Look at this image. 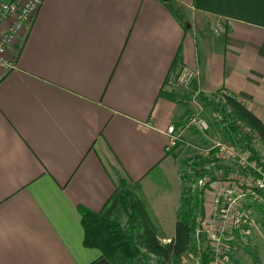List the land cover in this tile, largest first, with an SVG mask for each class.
I'll list each match as a JSON object with an SVG mask.
<instances>
[{
    "label": "crops",
    "instance_id": "0c3cea01",
    "mask_svg": "<svg viewBox=\"0 0 264 264\" xmlns=\"http://www.w3.org/2000/svg\"><path fill=\"white\" fill-rule=\"evenodd\" d=\"M170 4L185 28L162 0H42L18 33L0 69V264H111L83 245L79 207L120 178L169 240L182 178L166 130L193 93L225 89L264 123V0ZM181 66L189 91L171 82Z\"/></svg>",
    "mask_w": 264,
    "mask_h": 264
},
{
    "label": "trees",
    "instance_id": "16d2710c",
    "mask_svg": "<svg viewBox=\"0 0 264 264\" xmlns=\"http://www.w3.org/2000/svg\"><path fill=\"white\" fill-rule=\"evenodd\" d=\"M163 3L185 28L186 24L180 10L173 7L170 2ZM197 99L204 107L222 114L221 123L214 124L222 139L240 143L255 158L259 157L254 143L257 141L264 146V123L261 119L235 98L227 97L225 101L217 102L214 93L209 95L198 93ZM237 119L249 126L255 136L244 133L235 124ZM178 160L182 192L176 210L174 234L169 240H163L162 232L151 218L140 196L138 183L120 178L100 209L79 207L84 233L83 245L98 249L101 257L111 264H148L151 261L155 264H175L184 255L196 253V219L202 217L204 211L203 187L196 185L192 188L185 185L189 182L196 184L197 180L205 175L207 172L205 166L210 158L193 153L179 157ZM250 207L251 213L256 216L255 221L260 231L264 234V204H251ZM201 243L202 239L198 244ZM260 249V245L251 240L241 247L253 264L261 262ZM204 258L206 263L207 257ZM229 264L245 262L242 256L233 252L229 257Z\"/></svg>",
    "mask_w": 264,
    "mask_h": 264
},
{
    "label": "built area",
    "instance_id": "2783aa9c",
    "mask_svg": "<svg viewBox=\"0 0 264 264\" xmlns=\"http://www.w3.org/2000/svg\"><path fill=\"white\" fill-rule=\"evenodd\" d=\"M41 1L10 0L0 3L1 70L7 71L15 67L9 49L18 33L31 22ZM212 30L215 35H219L223 27L217 23ZM197 76L196 69L181 66L171 76V82L174 86L189 91ZM214 94L217 102L225 101L227 97L237 99L225 89ZM191 102L195 111L187 116L180 127L176 128L171 124L166 130L167 151L182 140L187 130L193 129L205 134L210 131L212 124H220L222 121V114L210 108L208 118L202 114L204 105L197 99V93L192 94ZM235 124L244 133L255 136L252 129L241 120L237 119ZM198 150L200 154L210 158L205 166L207 172L196 182L198 187H203L204 205L208 208V213L196 219V253L184 255L175 264H204V257H209L210 264H229L230 255L237 249L241 250L250 240V227L258 225L250 205L264 204V161L259 157L255 158L242 144L224 140L220 136L211 140L206 148ZM225 164H229L228 169ZM200 239L202 243L198 244ZM148 264L155 263L151 261Z\"/></svg>",
    "mask_w": 264,
    "mask_h": 264
},
{
    "label": "rangeland",
    "instance_id": "374dc122",
    "mask_svg": "<svg viewBox=\"0 0 264 264\" xmlns=\"http://www.w3.org/2000/svg\"><path fill=\"white\" fill-rule=\"evenodd\" d=\"M186 12L184 11L183 14L181 13L182 17L184 18L183 21L185 24H187L186 15H188V14H186ZM188 106H189L188 108L190 110L188 115H190L192 112L195 111V108H194V105L192 104V102H190V104ZM202 114L208 118L209 117L208 108L204 107ZM187 116H186V118H187ZM219 136H220V133H219V131H217L214 124L211 125L210 131H208L205 134L200 133L196 130L194 131L193 129H189L183 134L182 140L179 141V143L176 146L172 147L167 152L171 153L172 156L175 155L178 159H179V157L186 156L188 154H193V153L200 154L199 153L200 151L198 150V148H206L210 144L211 140L216 139ZM254 148L258 152L259 158L263 159V161H264V146L261 143L256 141L254 143ZM209 155H211V153ZM217 163H219V162H217ZM221 164H223V163H221ZM224 166H229V164H225ZM185 186H190L193 188V187H196V184H192L191 182H189ZM255 218H256V216L254 217V219ZM250 230H251L250 240L252 242H258L260 245V248H262V251L264 252V234L260 231L258 225H256V227L255 226L250 227ZM235 252H237V254L240 253L242 258L244 259L245 264H252L251 259L246 255V253L243 252V250L237 249Z\"/></svg>",
    "mask_w": 264,
    "mask_h": 264
},
{
    "label": "water",
    "instance_id": "95a60500",
    "mask_svg": "<svg viewBox=\"0 0 264 264\" xmlns=\"http://www.w3.org/2000/svg\"><path fill=\"white\" fill-rule=\"evenodd\" d=\"M163 2H170L171 0H162Z\"/></svg>",
    "mask_w": 264,
    "mask_h": 264
}]
</instances>
